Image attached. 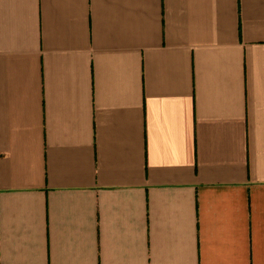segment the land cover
I'll return each mask as SVG.
<instances>
[{
  "label": "crops",
  "instance_id": "obj_1",
  "mask_svg": "<svg viewBox=\"0 0 264 264\" xmlns=\"http://www.w3.org/2000/svg\"><path fill=\"white\" fill-rule=\"evenodd\" d=\"M0 264H264V0H0Z\"/></svg>",
  "mask_w": 264,
  "mask_h": 264
}]
</instances>
